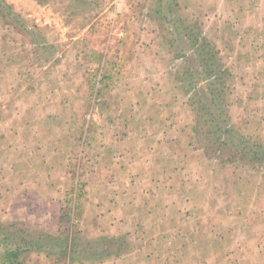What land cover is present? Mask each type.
Instances as JSON below:
<instances>
[{
    "label": "rangeland",
    "instance_id": "1",
    "mask_svg": "<svg viewBox=\"0 0 264 264\" xmlns=\"http://www.w3.org/2000/svg\"><path fill=\"white\" fill-rule=\"evenodd\" d=\"M0 264H264V0H0Z\"/></svg>",
    "mask_w": 264,
    "mask_h": 264
},
{
    "label": "trees",
    "instance_id": "2",
    "mask_svg": "<svg viewBox=\"0 0 264 264\" xmlns=\"http://www.w3.org/2000/svg\"><path fill=\"white\" fill-rule=\"evenodd\" d=\"M208 85V84H207ZM205 94V93H204ZM205 96V95H204ZM212 104H207V105H204V106H207L208 108H212V106H211ZM213 113L215 114V112H214V110H213ZM217 119V118H216ZM220 127H222V126H220ZM222 144H223V141L221 142V146H222ZM10 253H12L13 255H14V257H17V254H16V252H10Z\"/></svg>",
    "mask_w": 264,
    "mask_h": 264
},
{
    "label": "crops",
    "instance_id": "3",
    "mask_svg": "<svg viewBox=\"0 0 264 264\" xmlns=\"http://www.w3.org/2000/svg\"><path fill=\"white\" fill-rule=\"evenodd\" d=\"M192 48V47H191ZM191 50V49H190Z\"/></svg>",
    "mask_w": 264,
    "mask_h": 264
}]
</instances>
